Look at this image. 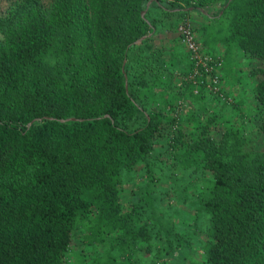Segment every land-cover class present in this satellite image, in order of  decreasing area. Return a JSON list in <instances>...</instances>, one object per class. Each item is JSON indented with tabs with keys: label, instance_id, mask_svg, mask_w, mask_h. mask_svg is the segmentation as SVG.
<instances>
[{
	"label": "trees",
	"instance_id": "16d2710c",
	"mask_svg": "<svg viewBox=\"0 0 264 264\" xmlns=\"http://www.w3.org/2000/svg\"><path fill=\"white\" fill-rule=\"evenodd\" d=\"M166 18L189 26L204 54L212 24L217 44L249 60L264 133V0H10L0 10V264H65L74 227L119 214L139 167L146 183L133 198L152 194L159 154L208 175L198 264H264V154L242 149L224 107L208 112L212 93L190 78L181 34L153 43Z\"/></svg>",
	"mask_w": 264,
	"mask_h": 264
},
{
	"label": "rangeland",
	"instance_id": "374dc122",
	"mask_svg": "<svg viewBox=\"0 0 264 264\" xmlns=\"http://www.w3.org/2000/svg\"><path fill=\"white\" fill-rule=\"evenodd\" d=\"M9 1L0 0V10H4ZM192 18L195 23L203 20L196 13ZM169 22V18L164 20L153 43H177L175 39L181 34L182 24L179 22L175 29H169ZM214 29L209 24L204 31L209 41L205 49L210 55L203 53L202 46L203 52H200L216 61V49L219 50V81L212 83L216 64L212 65L209 74L196 75L195 80L198 82V77H204L207 90L212 93L206 97V102L210 101L206 104L208 112L225 108L224 117L231 119L232 126L243 139L242 149L252 155L264 154V133L257 129L255 78L250 73L249 60L237 50L225 51L224 46L217 44ZM216 93L221 98L217 102ZM165 157L166 154L156 157L158 166L152 177V194L146 197L147 200L144 198L139 202L131 192L132 187L136 189L146 183L145 173L139 167L131 181L132 186L126 184L123 198L126 207L119 214L105 218L93 213L74 227L65 264H198L208 236L207 217L197 210V202L202 190L201 180L208 175L170 165L171 159Z\"/></svg>",
	"mask_w": 264,
	"mask_h": 264
},
{
	"label": "built area",
	"instance_id": "2783aa9c",
	"mask_svg": "<svg viewBox=\"0 0 264 264\" xmlns=\"http://www.w3.org/2000/svg\"><path fill=\"white\" fill-rule=\"evenodd\" d=\"M180 32L183 42L191 52V59L194 61V68L190 78L193 79L196 75H202L203 72L206 73L205 75L209 74L213 67V59L201 54L200 48L196 43L189 26L182 24L180 26ZM219 64V62H216V66ZM218 81L219 77L216 74V76L214 75L212 77V83L217 84Z\"/></svg>",
	"mask_w": 264,
	"mask_h": 264
},
{
	"label": "water",
	"instance_id": "95a60500",
	"mask_svg": "<svg viewBox=\"0 0 264 264\" xmlns=\"http://www.w3.org/2000/svg\"><path fill=\"white\" fill-rule=\"evenodd\" d=\"M149 2H150V1H149ZM149 2H148V3H149ZM143 14H144V11L142 12V15H143Z\"/></svg>",
	"mask_w": 264,
	"mask_h": 264
}]
</instances>
